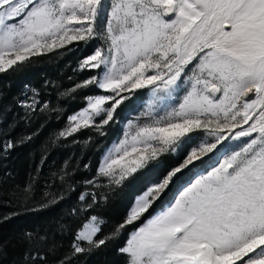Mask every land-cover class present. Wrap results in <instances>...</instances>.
Here are the masks:
<instances>
[{"label": "snow or ice", "instance_id": "snow-or-ice-1", "mask_svg": "<svg viewBox=\"0 0 264 264\" xmlns=\"http://www.w3.org/2000/svg\"><path fill=\"white\" fill-rule=\"evenodd\" d=\"M81 44L90 54L78 71L91 74L66 94H99L85 97L59 138L88 128L103 135L137 90L150 88L151 99L86 181L128 188L122 218L98 239L103 221L90 217L54 264H73L129 228L119 249L126 264H264V0H0V73ZM32 93L21 102L26 114L48 109ZM29 140H5L0 151ZM229 141L236 143L216 166L187 179ZM21 191L30 200L32 181ZM45 199L25 210L58 203ZM24 239L23 264H49L53 234L28 231ZM6 255L0 244V264Z\"/></svg>", "mask_w": 264, "mask_h": 264}, {"label": "trees", "instance_id": "trees-1", "mask_svg": "<svg viewBox=\"0 0 264 264\" xmlns=\"http://www.w3.org/2000/svg\"><path fill=\"white\" fill-rule=\"evenodd\" d=\"M99 43L97 41L96 45ZM78 47L79 50L73 47L70 51L42 54L18 68L0 73V132L4 133L0 134V145L5 140L20 141L31 136V140L17 143L7 153L0 151V244L6 246L7 253L2 264H23L29 247L24 239L25 232L53 234L57 249L48 259L49 264H54L57 257L70 251L76 233L90 216L103 221L97 236L103 239L113 232L124 214L128 188L110 191L86 181L96 176L105 149L119 136L122 124L146 98L149 88L137 90L118 107L116 122L105 126L103 135L95 128H88L67 139L59 138L58 133L68 125V117L85 106V97L99 94L94 87L74 95L66 94L91 74L78 71L82 55L90 54V49L86 53L82 44ZM33 89L39 92L38 99L49 105L48 109L34 115L26 114L25 108L21 107L22 101L32 97ZM175 162L176 155L173 154L164 163ZM205 162L206 159L197 168ZM30 180L33 183L32 198L25 201L21 190ZM101 183L107 185L108 182L104 179ZM45 194L58 203L43 211L25 210V203L29 208L47 203ZM91 194L96 195L95 204ZM89 204L93 205L91 209H87ZM73 209L77 211L73 213ZM8 216L11 218L4 220ZM60 225L64 226L63 230ZM131 231L129 228L117 240L77 255L73 264H126V257L119 249L124 247ZM83 246L89 247L86 243Z\"/></svg>", "mask_w": 264, "mask_h": 264}, {"label": "rangeland", "instance_id": "rangeland-1", "mask_svg": "<svg viewBox=\"0 0 264 264\" xmlns=\"http://www.w3.org/2000/svg\"><path fill=\"white\" fill-rule=\"evenodd\" d=\"M106 3L109 2V0H105ZM180 95H183V93H181ZM151 99V92H150V88H149V91L147 93V96L146 98L141 101V103L136 107V109L129 115V117L127 118V120L122 124V130H121V133L119 134V136L105 149L102 157L104 156L105 152L110 149L114 143L118 142L120 139L123 138V133L126 129V125L128 123L129 120L131 119H134L135 117L139 116V114L141 113V111L144 110L145 106L147 105V103L149 102V100ZM82 109V108H81ZM80 110V109H79ZM78 111V110H77ZM76 111V112H77ZM74 112V113H76ZM74 113H72L71 115H73ZM70 115V116H71ZM69 116V117H70ZM236 142H233V141H229L228 144L225 145L224 148H221L219 152L216 153V155L214 156H210V158L206 159V162L205 164L201 167V168H196L195 170H193L192 174L187 178L188 180H192V179H195L196 176L198 174H201L203 173L204 171L210 169L211 167H214L216 166L217 162L223 158V155L224 153L228 152L231 150V148L235 145ZM102 159V158H101ZM180 190V186H178L177 188H174L173 189V192L170 194V196L168 198H166V200L164 201V203H167V201L169 199H171L172 197H174L175 195H178V192ZM83 196H85V193L82 194ZM163 206V205H162ZM161 206V207H162ZM161 209H157V211H159ZM92 217V216H90ZM89 217V219H90ZM89 219L86 221V223H88ZM99 219V218H98ZM100 220V219H99ZM85 223V224H86ZM83 228V227H82Z\"/></svg>", "mask_w": 264, "mask_h": 264}]
</instances>
